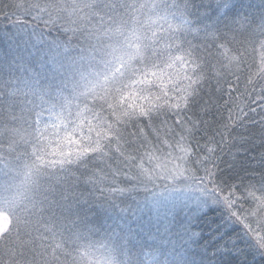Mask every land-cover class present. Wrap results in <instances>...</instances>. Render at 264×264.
Here are the masks:
<instances>
[{"label": "trees", "instance_id": "trees-1", "mask_svg": "<svg viewBox=\"0 0 264 264\" xmlns=\"http://www.w3.org/2000/svg\"><path fill=\"white\" fill-rule=\"evenodd\" d=\"M140 3L127 13L130 26L141 27L161 53H190L202 62L208 110L192 115L200 121L191 138L195 151L180 163L209 202L157 206L166 177L105 199L111 182L94 185L77 163L33 170L40 142L8 130L32 132L91 102L78 95L91 71L81 60L93 43L86 38L90 9L73 0H0V125L7 129L0 137V214L8 218L0 264H43L74 230L77 214L99 227L92 240L104 245L110 264H264V73L249 79L259 68L264 0ZM210 33L242 42L246 62L239 70L227 59L238 46L225 53ZM101 204L106 220L97 221L92 211Z\"/></svg>", "mask_w": 264, "mask_h": 264}, {"label": "snow or ice", "instance_id": "snow-or-ice-1", "mask_svg": "<svg viewBox=\"0 0 264 264\" xmlns=\"http://www.w3.org/2000/svg\"><path fill=\"white\" fill-rule=\"evenodd\" d=\"M24 2L19 0L21 5ZM77 2L90 9L86 19L92 26L86 38L93 43L81 60L89 62L91 71L82 76L86 83L78 95L91 102L82 106L78 102L75 113L69 109L67 117L57 114L55 123L33 127L32 132L26 128L8 131L20 140L34 134L40 142L39 148L33 147V170L39 172L46 164L77 163L94 185L111 182L105 197L109 199L112 193L131 192L140 185L171 178L181 168L180 162L191 158L195 151L191 138L200 123L191 117L197 110H208L201 102V86L207 77L202 62L190 53H161L141 27L130 26L127 13L138 10L137 5L142 8L140 0H73ZM209 35L225 53L232 50L229 44L238 46L237 55L227 59L230 67L239 70L241 62H246L242 42L235 36L221 41L214 33ZM260 47L259 68L250 80L264 73V41ZM6 130L0 125V137ZM104 213L101 204L92 216L104 221ZM72 224L74 230L52 246L43 264H110L102 253L104 245L92 240L99 227L78 214Z\"/></svg>", "mask_w": 264, "mask_h": 264}, {"label": "rangeland", "instance_id": "rangeland-1", "mask_svg": "<svg viewBox=\"0 0 264 264\" xmlns=\"http://www.w3.org/2000/svg\"><path fill=\"white\" fill-rule=\"evenodd\" d=\"M166 188L160 194H156L155 204L157 206L170 205L171 200L178 199V202L185 201L189 205L202 207L209 202L207 193L201 187L194 186L187 179V170L184 165L177 169L176 173L172 174L171 178L166 177ZM170 185V186H169ZM209 199V200H208ZM169 202V203H168ZM172 205H176L173 201ZM5 219L7 223H5ZM8 225V218L4 214H0V234L6 229Z\"/></svg>", "mask_w": 264, "mask_h": 264}]
</instances>
